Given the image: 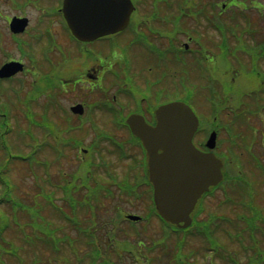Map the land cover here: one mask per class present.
Here are the masks:
<instances>
[{"label": "rangeland", "instance_id": "374dc122", "mask_svg": "<svg viewBox=\"0 0 264 264\" xmlns=\"http://www.w3.org/2000/svg\"><path fill=\"white\" fill-rule=\"evenodd\" d=\"M134 1L137 10L131 18H133V23L137 24V40L148 41L151 44L150 48L168 55H176L180 60L177 61V65H172V62H167L164 66L154 65L156 70L153 66L155 71H150L151 67L147 69V63L141 59L145 53L140 48L134 47L129 51L132 64L120 57V60L127 65L125 68L129 66L128 71H124L123 77L124 82L128 83V89L135 96L134 105L130 96L116 92L114 86L116 79H112V94L116 92V103L120 104H114L113 108L96 105L93 101L98 99L99 95L86 94L90 99L87 101L89 102L87 106L95 108L91 112L93 122L87 132L88 120H78L72 117L73 123H68L70 119L67 120L66 115L59 112V103L66 110L74 100L83 97V91L78 90L80 86H74V92H69L68 88H71V85L67 83V68L62 73V80L54 89H48L44 80L41 79L43 73L40 70L41 66L37 67L39 73L35 74V80L29 72L23 70L15 79L0 83V103L5 104L7 109V113L2 111L4 117L0 118V127L3 132L4 123L9 121L11 132L7 134L6 144L12 151L11 153L27 156L32 148H36L39 144L42 145L44 140L51 142V136L45 138L43 129L39 126L45 120L55 122L61 138L81 137L85 142H89V136H93L95 131L106 132L114 134L115 136L111 135L112 140L118 145L121 144V148L123 144L125 149V151H120L113 146L115 144L113 141L102 140V144L100 143L97 149L101 153L98 159L100 162V158H103L101 163L109 166L110 169L106 167L102 170L96 164L94 173L97 172V175L101 176L100 179L104 177L101 182L105 188L112 191L113 197H100V201L92 200L87 211L82 212L77 209V216L68 208V199L62 188L54 187L43 181L42 177H45L40 159L42 162L46 159L50 162L51 176H47V179L56 185L64 184L60 170L67 173L66 179H71L77 166L82 168L85 165L84 162L78 163V159L83 158L79 150L67 148L65 158L60 160L49 150H39L34 152L33 157L36 156V161H33L31 165L27 164L26 160L11 159L8 166L10 169L4 172L3 178L11 185L10 196L12 195L15 201L0 202V228L5 225L3 230L6 231L0 239V252L3 254V256L0 255V264H94L99 262L85 250L86 247L81 241L83 238H80L76 231L75 225L81 222L83 226L89 225L102 231L124 230V235L126 234L130 240L144 238L148 234L159 235V230H175L173 227L163 225L157 217L146 218L149 212L148 199L139 200L126 195L121 196L117 186L120 182L118 180L125 179L133 182L135 178L141 176L144 178L141 167H138L143 156L140 148L127 145L128 142L124 143L127 131L115 128L112 121L115 115L124 116L131 108L141 107L139 102H142V98L146 105H159L176 99L183 100L191 105L200 118V123H203L205 127H210L213 120L218 121L221 126L216 150L231 163L230 169L232 173L235 172L232 178L241 176L243 180L238 183L231 182L223 193L220 189L215 190L212 198H207L206 202H203L202 210L196 214L195 223L189 228L186 236H184L185 233L175 234L171 231L175 241L183 244L184 239L183 255L193 254V257L189 256L191 257L190 263L210 264L209 258L206 257L208 255L205 253L207 246L209 248L208 241L192 231L202 230L201 226L205 223L210 224V228H214L217 223V217L214 216L223 213L227 219L236 220L237 214L240 213L241 209L234 206V203H226L223 208L220 207L221 202L226 200L227 191V198L236 199L238 206L244 195L243 192L247 196L245 204L252 195L253 204L249 203L252 211L248 225L250 230H262L263 227L257 226V222L259 213L264 215V0L234 1L232 6H226L221 15V4L227 5L230 0ZM240 1L247 4L245 10L240 9L243 7L239 8L237 3H241ZM60 3L61 0H0V64L8 58L22 59L27 70H34L36 65L31 64L29 55L26 53L25 56H21L16 44L21 40H28L31 44L27 49L29 53L34 51L43 57L46 65H53L52 69L56 67L57 59L52 52L53 49H58L59 45L57 39L49 33L50 27L47 23L50 17L56 14ZM23 5L24 7H20ZM16 14L29 17L30 25L28 32L15 40L8 29L5 18ZM42 22L43 25L40 24ZM220 22L229 25L221 30L226 31L223 33L224 36L218 29ZM36 25L40 27L34 30ZM230 26L236 28H230ZM53 29L57 35L65 36L57 19L53 22ZM236 29L237 32L233 34ZM189 37L190 40H188ZM185 42L188 43L186 50L183 49ZM169 60L170 58L167 57L166 61ZM75 67L76 64L71 66L72 69ZM57 69L55 73L50 74H56ZM170 70L171 76L162 73L163 71L165 74L170 73ZM144 81H146L145 88ZM60 85H63V90L57 89ZM109 85L111 83L106 86ZM227 95L229 96L225 98ZM118 96L121 99H118ZM73 97L76 98L72 99ZM211 103L216 105V109ZM235 108L238 109L235 110ZM228 110L235 111V113H228ZM92 125L96 130L91 129ZM225 126L230 129L228 132ZM7 129L8 126L5 127V130ZM33 136L35 143L31 142ZM202 137L203 134L199 136V138ZM0 158L4 159L1 148ZM2 160H0V169L5 168V162L2 163ZM32 169L37 175L32 173ZM79 171L86 176V170L80 169ZM107 171L111 174H106ZM242 171H245V174ZM110 176H114L116 182ZM81 179L84 181L83 177L76 175L75 185L79 184ZM91 183L94 185V182L91 181ZM3 187L4 185L0 186V195L5 191ZM139 187H141L139 191L147 189L146 186L140 185ZM43 189L53 196L52 202L40 194ZM71 196L78 203L87 195L79 190L73 192L72 188ZM88 203H90L89 199L86 198V204ZM118 208L123 209V214L132 213L145 216V220L135 223L121 220L118 216ZM61 210L69 215L70 219H61ZM228 220L224 227L231 230ZM47 228H49V233L52 231L50 236L46 235ZM130 230H136L138 233L132 234ZM143 230H147L146 233H143ZM239 230L248 229L242 223ZM179 235L184 236L183 239H177ZM223 235L226 236V234H221L222 244L230 247L233 243L234 247H238L236 242H229ZM263 237L264 232H260L256 239L259 242L261 238L264 246ZM65 238L73 241L75 253L65 248L63 244ZM53 251L59 253H52ZM87 253L84 259L88 257L89 259L84 261L82 258ZM189 257H187L188 263ZM163 264L170 263L166 259ZM213 264L224 263L218 258Z\"/></svg>", "mask_w": 264, "mask_h": 264}, {"label": "water", "instance_id": "95a60500", "mask_svg": "<svg viewBox=\"0 0 264 264\" xmlns=\"http://www.w3.org/2000/svg\"><path fill=\"white\" fill-rule=\"evenodd\" d=\"M133 9L130 0H64L63 12L74 35L88 40L103 33L123 29ZM26 19L13 18V32L23 31ZM23 70L18 62L0 68V78L10 77ZM79 108V109H78ZM74 112L82 113L80 106ZM157 123L152 127L140 115H130L127 124L140 138L146 152L149 180L153 186V202L165 221L179 228L191 224L190 213L200 195L221 179V162L211 153H201L192 144L197 118L191 108L181 101L159 106ZM215 145V133L207 141ZM139 220L137 215H127Z\"/></svg>", "mask_w": 264, "mask_h": 264}, {"label": "trees", "instance_id": "16d2710c", "mask_svg": "<svg viewBox=\"0 0 264 264\" xmlns=\"http://www.w3.org/2000/svg\"><path fill=\"white\" fill-rule=\"evenodd\" d=\"M190 1V0H189ZM234 1L237 0H230L229 4H227V7H230L233 5ZM222 23V22H221ZM229 25L225 24H219V27L226 28ZM233 26H230V28ZM224 31L223 33H225ZM0 103V118L4 117L3 112L7 113L6 105ZM3 111V112H2ZM9 116V115H8ZM55 125V123L53 122ZM46 126L50 132L54 131V127L52 123H46L43 122V124H39L40 127ZM8 126V129L5 130V127ZM8 132H11L9 121H6L4 123V131L2 132V128L0 127V148L3 151V157L4 159L0 158L2 160V163L5 162V168L0 169V186L4 185V190L3 193L0 195V202H14L12 195L10 196V191H11V185L6 182V180L3 178L4 172H6L7 169H9L10 165V160L11 159H22L26 160L27 164L31 165V163L34 161L33 155H34V150L31 151L30 154L27 156H22V155H17L11 153L9 147L6 144V138ZM20 137V136H18ZM31 142L35 143V137H31ZM42 145L39 144L36 146V149H41ZM43 151V149L41 150ZM39 160V159H38ZM36 161V160H35ZM41 163H43V172H44V177H42L43 181L48 182L50 185H53L54 187L61 188L62 184H53L49 179H47V176H51L49 173V169L46 165L45 162H42V159H40ZM92 167V166H91ZM88 164L84 165L81 169L84 171L86 170V176H83L81 172H79L80 178L83 177L84 181L82 179L79 181V184L73 185L71 187V190L69 189L70 185L65 184V186H68V192L65 191L63 192L68 199V204L70 205L69 207L73 212H77V209L83 211L88 210V206H90L92 200H97L100 201V197H105V198H110L109 196L113 197V193H111L105 186H103V182L101 180L104 178H99L101 177L99 174L97 175V172L94 173V169L92 170ZM109 168V167H108ZM101 169H105L102 168ZM110 169V168H109ZM62 172V171H61ZM94 173V180L93 176L90 177V173ZM32 173L34 175H37L35 173V170L32 169ZM106 174H111L110 171H107ZM82 176V177H81ZM98 176V177H97ZM38 177V176H37ZM110 178L113 181H116V178L114 176H110ZM94 182L93 183L90 182ZM110 184V182H109ZM141 184L139 183V180L133 181V184L127 183L125 184H118L117 186L119 187V192L121 196L126 195L127 197L134 198V199H141V198H146L149 201V212L146 216V218L149 217H157L159 221L165 225L169 226L170 228L173 227L175 230H159V235L154 233L148 234L144 238H134V240H130L126 234L124 235L125 231L124 230H97L96 228H93L89 225L83 226L82 222L80 224L75 225L77 228V233L80 236V238H83L81 241L83 242L84 246L86 247V251L88 253L90 252L93 255V258L96 261H99L94 264H163L166 259H168L170 264H191L190 263V258L189 256L193 257V254H189V256H184L183 254V244H184V239L183 237L186 236L188 233L187 230H178L175 226L170 225L163 220H161L158 215L156 214L153 204L151 202V194H149L148 190L146 189L145 191L140 192L139 187ZM72 188L73 192L79 190V192L85 193L87 196H85L84 200H80L77 204L76 201L72 198L71 193H72ZM150 188V187H149ZM42 189V188H41ZM104 191V192H102ZM8 192V193H7ZM40 194L42 196H46L47 200L52 202L53 196L47 194L44 189L40 191ZM241 195V194H240ZM242 196V195H241ZM86 198L89 199L88 204H86ZM242 198V197H241ZM104 199V198H102ZM138 200V201H139ZM137 201V202H138ZM11 202V203H12ZM85 206V208H84ZM87 207V208H86ZM116 207V206H114ZM20 208L22 209V205H20ZM83 209V210H82ZM118 216L120 217L121 220L124 219V214H123V209L118 208ZM61 213V219H65L66 214L60 211ZM59 214V213H58ZM77 216V214H76ZM214 218V217H213ZM242 220L244 218H241ZM250 219V218H249ZM248 219V220H249ZM125 220V219H124ZM145 220V216H143L142 221ZM262 223H264V220H262ZM231 222V221H230ZM195 223V221H194ZM238 224V223H237ZM210 224H203L202 230H193L192 233L195 232L199 236L205 238L208 243H209V248L207 246V249L205 251L207 258H209V263L213 264L215 259H221L224 264H264V246L262 245L261 238L259 242L257 239H255V233L257 230H218L219 227H217V223L215 224L214 228H210ZM5 226V225H4ZM1 227L0 228V239L2 236L5 234V230ZM261 226H264L262 224ZM233 227H235L233 225ZM93 228V229H92ZM207 228V229H206ZM247 228H250L249 225H247ZM82 229V230H81ZM206 229V230H205ZM147 230H143V233H146ZM175 234L177 233H185L184 236H180L177 239L182 238L183 239V244L180 241H175V238L172 236V232ZM132 234H137L138 232L136 230H130ZM260 232V231H259ZM52 231L49 233V228L46 230V235L50 236ZM220 234V236H219ZM221 234H226L224 236L229 242L234 241L238 245V247H234V244L232 243L230 247L226 244H222L223 242L221 241ZM260 235V234H259ZM58 239V237H56ZM64 238V237H63ZM264 238V237H263ZM223 239V238H222ZM60 240V237H59ZM64 246L66 249H70L72 253H75L73 241L70 238H65L64 239ZM263 249V250H262ZM60 251V250H59ZM225 251V252H223ZM85 252V251H84ZM191 252V251H190ZM56 253V252H52ZM59 252L57 251L56 254ZM83 256V260L89 259L86 258L84 259L87 255ZM0 255L3 256L2 252H0ZM79 256V253H78ZM81 256V255H80ZM187 257H189V263L187 262ZM23 264V263H22Z\"/></svg>", "mask_w": 264, "mask_h": 264}, {"label": "flooded vegetation", "instance_id": "af4514ba", "mask_svg": "<svg viewBox=\"0 0 264 264\" xmlns=\"http://www.w3.org/2000/svg\"><path fill=\"white\" fill-rule=\"evenodd\" d=\"M59 10V9H58ZM129 27L125 30L127 32ZM135 34H138V31H133ZM67 35L60 37L57 39V44L59 45V48L53 49V56L56 57V63H58L55 67V69H52L53 65H47L44 67V71H48L50 73H55V70L57 69L58 72L56 74H50L52 79L56 80L57 84L60 82L62 73L67 68V76H68V85H71V88H68L70 93H73L75 87H79L78 90L83 91V97L81 99H76L73 101L72 104L67 106L66 110L61 106L59 103V112L66 115V119H70L68 123H73V119L78 120H88V128L87 131L90 130V124L93 122L91 119V111L92 108L87 105L89 104L90 99L86 94H91L94 96H98V99H95L93 102H96V105L101 106H113L114 104H120L116 103V92H119L120 95L126 94L132 98L131 102L134 103L133 98L135 97L134 94L130 91V89L125 88L121 89L126 82H124L123 73L124 71H128V68H125L127 65L123 63L121 58H124L125 61H128L129 64H132L131 62V55L129 51L133 49L134 47L140 48L145 53L144 56L141 58L143 62L147 63V69L151 67L150 71H155L156 65H165L167 62L166 58H176L175 56L168 55L165 52L158 51L155 49L150 48V43L148 41L139 42L136 40V37L134 39L133 35H127L125 36L123 42L120 41V38L122 37L120 34L110 35V36H104L100 37L92 42H83L75 37H73L68 29L66 30ZM145 33V32H144ZM137 43V44H136ZM41 59H43L42 56H40ZM83 61L85 63H83ZM82 62V63H81ZM43 64H46L44 61H42ZM94 63V64H92ZM73 64H76V67L74 69L71 68ZM149 64V65H148ZM173 64V61H172ZM155 65V66H154ZM154 66V69H153ZM116 67H121L117 69ZM117 70H119V74H117ZM121 70V71H120ZM158 70V69H157ZM61 72V74H60ZM159 72V71H158ZM165 72V71H163ZM60 74V75H59ZM113 74V75H112ZM128 74V73H127ZM57 75L58 78H57ZM129 75V74H128ZM64 78V77H63ZM65 79V78H64ZM112 79H116V84L114 85L116 87V92L112 94ZM66 80V81H67ZM123 83H122V82ZM147 81V80H146ZM144 81V88L145 83ZM133 82V81H132ZM109 86H106L110 84ZM134 83V82H133ZM61 84H63V81H61ZM128 85V83H126ZM135 85V83H134ZM63 85H60V90H63ZM137 86V85H135ZM138 87V86H137ZM121 89V90H120ZM127 89V90H126ZM124 91V92H122ZM76 97H73L74 99ZM120 97L118 96V99ZM121 99V98H120ZM141 107L136 106L134 109L131 108V110L128 111L127 114L135 113V114H141L144 116L145 121L149 124L155 123V116H154V107L156 105L152 104H145L144 98H142V102H139ZM111 104V105H110ZM74 105H83L84 107V113L79 114H73L71 113V107ZM112 121L115 123L121 122V116L115 115L112 117ZM83 124L84 122L81 121ZM116 128V126H114ZM114 135V134H113ZM115 136V135H114ZM90 140L89 142H85L83 140V143L86 144V147L80 148L81 152L83 153V158L85 159V155L87 154L89 147L91 144H94L96 142L95 134L93 136H89ZM205 138V137H204ZM195 146L202 152L209 151L205 145L203 138L196 137L194 140ZM124 143L134 144L135 146H138L137 144L140 142L137 137H134L129 131H127L126 137L123 140ZM122 142V143H123ZM125 145V144H124ZM140 146V143H139ZM138 146V147H139ZM141 148V146L139 147ZM141 150V149H140ZM142 151V150H141ZM218 158H220L223 161V178L220 182V186L222 193L224 192V187L230 184L232 180H228L231 175L230 172H228L225 169V163L223 158L217 155ZM222 206L224 207V200L222 201ZM196 209L192 212L193 215H195Z\"/></svg>", "mask_w": 264, "mask_h": 264}]
</instances>
